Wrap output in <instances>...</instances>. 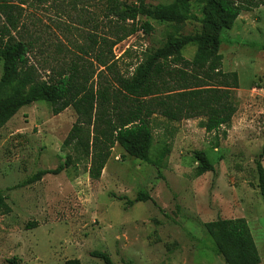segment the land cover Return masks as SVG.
Returning <instances> with one entry per match:
<instances>
[{"label": "rangeland", "instance_id": "374dc122", "mask_svg": "<svg viewBox=\"0 0 264 264\" xmlns=\"http://www.w3.org/2000/svg\"><path fill=\"white\" fill-rule=\"evenodd\" d=\"M104 7V0H98L68 15L49 7L26 11L27 39L41 36L49 45L46 50L34 46L31 62L43 72L55 56V43L79 54L75 45H83L88 34L111 37ZM203 9L201 0H191L197 18L203 17ZM144 21L140 18L139 24ZM150 22L151 33L138 31L113 47L112 70L101 78L128 77L168 36L202 30L199 21ZM220 37L222 70L238 75L231 124L207 133L202 118L168 123L154 115L150 162L129 156L116 144L100 177L92 180L86 163L77 160L78 152L62 148L76 119L73 109L54 115L48 103L35 102L15 112L0 128V192L11 208L0 215V264H12V259L16 264H64L68 259L104 264L92 255L97 251L106 252L114 264H224L204 223L237 217L246 220L258 264H264V196L255 163L264 144V51L259 48L264 45V6L242 12ZM196 52L189 45L181 55L190 60ZM10 94L7 88L0 98ZM165 145L169 152L156 165ZM195 151L206 153L213 172L198 173ZM67 154L74 161L59 174L23 184L41 170L55 169ZM260 162L264 169V156ZM138 192L151 200L127 206L125 201L134 200ZM28 223L36 224L28 228Z\"/></svg>", "mask_w": 264, "mask_h": 264}, {"label": "trees", "instance_id": "16d2710c", "mask_svg": "<svg viewBox=\"0 0 264 264\" xmlns=\"http://www.w3.org/2000/svg\"><path fill=\"white\" fill-rule=\"evenodd\" d=\"M92 1L98 0H0V92L11 89L8 97L0 98V128L18 109L35 102L48 103L54 115L73 109L76 119L62 148L72 147L78 152L77 160L86 163L89 178L97 180L116 144L129 156L150 162L148 152L153 140L150 120L154 115L168 123L202 118V127L207 133H217L231 124L236 112L234 91L238 88V75L222 70L220 32L230 29L242 12L264 6V0H201L202 18L191 12V0L157 5L145 0L132 4L104 0L103 15L111 23V37L88 34L83 45H75L79 54L71 46L55 43L51 65L41 72L31 62L30 54L34 46L41 44L46 50L49 45L41 36L27 39L26 11L49 7L55 14L68 15ZM140 18H145L141 24ZM150 21L175 25L199 21L202 30L168 36L161 47L145 55L128 77L114 75L111 81L101 78L106 76L105 70H112L113 47L138 31L151 33ZM189 45L197 47L190 60L181 55ZM259 48L264 51V45ZM168 152L169 147L165 145L155 164L159 165ZM263 156L264 144L255 159L258 186L264 196V169L260 162ZM194 159L198 173L214 171L204 151H195ZM73 161L67 154L55 169L41 170L23 184L36 182L46 174H59ZM147 200H151L148 194L138 192L134 200L127 199L125 204L130 206ZM10 211L6 197L0 192V215ZM35 224L28 223L27 227ZM204 228L224 264L259 263L258 251L244 218H217L204 223ZM92 255L104 264H114L106 252L97 251ZM8 262L16 264L13 259ZM64 264L82 263L79 259H68Z\"/></svg>", "mask_w": 264, "mask_h": 264}]
</instances>
